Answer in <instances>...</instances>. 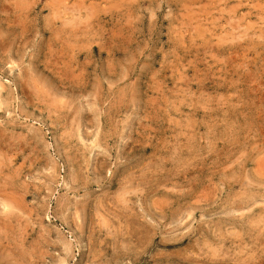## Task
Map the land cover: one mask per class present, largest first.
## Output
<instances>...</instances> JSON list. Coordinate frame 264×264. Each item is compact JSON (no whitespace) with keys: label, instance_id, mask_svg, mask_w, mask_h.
Here are the masks:
<instances>
[{"label":"rangeland","instance_id":"374dc122","mask_svg":"<svg viewBox=\"0 0 264 264\" xmlns=\"http://www.w3.org/2000/svg\"><path fill=\"white\" fill-rule=\"evenodd\" d=\"M0 264H264V0H0Z\"/></svg>","mask_w":264,"mask_h":264},{"label":"bare ground","instance_id":"6f19581e","mask_svg":"<svg viewBox=\"0 0 264 264\" xmlns=\"http://www.w3.org/2000/svg\"><path fill=\"white\" fill-rule=\"evenodd\" d=\"M83 21V20H82ZM63 30V29H62ZM232 39V38H231ZM51 58V57H50ZM76 125V124H75ZM4 208H5V206H4ZM99 228V227H98ZM107 231V230H106ZM21 248V247H20ZM19 262V261H18Z\"/></svg>","mask_w":264,"mask_h":264}]
</instances>
